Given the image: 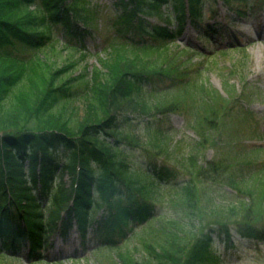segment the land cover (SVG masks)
<instances>
[{"label": "trees", "instance_id": "trees-1", "mask_svg": "<svg viewBox=\"0 0 264 264\" xmlns=\"http://www.w3.org/2000/svg\"><path fill=\"white\" fill-rule=\"evenodd\" d=\"M206 1L188 0L187 8L186 0H118L114 34L102 40L104 51L111 50L114 59L105 60L106 71L94 70L89 80L85 75L66 80L77 63L63 71L44 61L35 62L37 55L25 61L16 54L55 49L59 42L64 48L81 50L100 31L88 1L0 0V255L28 247L30 264H35L42 260L43 249L53 246L55 238L65 240L74 227L82 245L90 241L101 244L99 249L106 255L118 252L116 264H208L218 260L213 254L216 242L228 247L241 237L264 244V167L260 161L264 147L244 145V149L232 139L210 140L205 128L224 139L223 129L228 125L236 131L246 121L256 123L248 106L254 102L248 80L243 81L242 94L234 88L226 99L204 80L202 64L182 60L184 49L170 52L188 26L197 36L216 41L220 31L206 19L217 16L219 10L210 4L207 9ZM223 4L242 19L254 17L264 0H223ZM155 14L163 23L149 19ZM54 30H60L61 38L52 37ZM232 48L246 49L236 37L222 53ZM27 80L29 92L21 93L2 111L11 90ZM176 88L174 100L162 109L158 105L156 110L144 97L147 90L159 93ZM73 99L86 102L84 123L78 128H70L51 113L58 103ZM171 112H193L189 126L200 137L196 153L182 165L170 162L169 156L159 158L170 148L165 121ZM130 113L149 119L151 141H161L156 143L158 150L151 148L142 176L148 184L140 182L127 166V157L120 159L124 153L112 143L122 136L119 117ZM227 117H231L229 124H224ZM207 145L222 149L223 154L201 167ZM77 165H81L79 174ZM25 168L29 176L23 173ZM63 169L71 175L69 186L63 182ZM229 170H241V175L236 178L239 174ZM208 177L213 182L226 181L250 201L216 208L215 198L199 186ZM157 180L173 183L176 204L184 216L161 218L164 243L159 250L151 245V259L136 262L131 251L121 255L120 242L127 239L121 226L148 224L156 216L161 187ZM151 184L156 190L149 189ZM99 209L104 211L102 216L92 215Z\"/></svg>", "mask_w": 264, "mask_h": 264}, {"label": "rangeland", "instance_id": "rangeland-1", "mask_svg": "<svg viewBox=\"0 0 264 264\" xmlns=\"http://www.w3.org/2000/svg\"><path fill=\"white\" fill-rule=\"evenodd\" d=\"M90 4L91 9L94 11V18H96V24L100 28L99 33H96L94 38L86 40L85 46L81 50L67 49L62 46L59 42L55 49L50 47L42 50L31 49L25 50L22 54H16L28 61L35 55L39 56V60L35 62H47L50 65H54L57 70L66 71L71 68V64L77 63L78 66L69 73L66 80L69 78H80L85 75L86 79L89 80L93 71L98 69L106 71L103 62L105 60L111 61L114 59L115 54L108 50L104 51L102 48L105 46L103 41L105 38H109L114 34L115 25L114 21L117 16V9L115 3L118 0H87ZM209 4L215 8L212 1H206L205 6L207 9ZM223 16L226 14V10L222 4L217 5ZM33 6L30 8L33 10ZM165 11L167 8L162 7ZM164 17V16H163ZM235 16L226 20L224 18L219 20V24H225L231 30H237L239 37V44L247 48L243 51L232 48L227 51V54L219 52L221 49H226L225 45H228L231 39L228 37V33L224 30L223 35L219 40L221 44L216 45L215 43L206 41L203 37H197L195 30L188 27L185 33L179 38L171 47L170 52L177 53L181 49H185L184 46L194 48L195 51L187 49L186 52L180 57L183 59H191L192 64H202V77L207 81L211 88L219 91L226 99L230 98L229 90L237 89L239 94L244 92V80H248L250 91L254 93V102L250 106L256 123L253 121H246L240 123L241 126L236 130H230L228 125L226 128H222L224 133V139L219 138L217 132L210 131L207 127L206 138L210 140H229L238 141L241 146L245 149L246 145L249 149L255 147H264V9L258 12L254 17L247 16L245 18H237L233 20ZM149 19L155 23H163V18L158 15L149 16ZM60 30L52 31V37L61 38ZM232 37V36H231ZM228 43V44H227ZM187 44V45H186ZM244 44V46H243ZM205 45L208 50H202L200 46ZM86 53V57L82 58V54ZM202 53H206L202 55ZM156 56H153L155 59ZM160 62H162L160 60ZM159 62V63H160ZM42 66V63H39ZM43 67V66H42ZM45 76H47L45 74ZM78 80V79H77ZM77 84V83H76ZM29 80L23 81L14 87L6 101L2 102L1 110H7L12 104L15 103V99L18 98L21 93H28L26 90L30 86ZM178 93L177 88L170 91H164L159 93L150 92L147 90L144 97L156 110L159 105V109L164 108L168 103L174 100V96ZM174 97V98H173ZM86 102L83 99H73L58 103L51 113L56 116L60 122L67 124L70 128H78L84 122L86 115ZM175 113L171 112L165 124L167 125L169 140H168V151H164L160 154V159L170 158V162L174 164H183L188 161L189 158L196 153L197 143L200 142V137L196 131L189 126L188 119L194 117L193 112L190 113ZM126 116V115H125ZM124 117L120 116V136L117 142L116 139H112V143L117 145L119 151L123 152L124 155L120 156V159L127 157L128 167L130 170H134L135 174L139 175L140 182L148 184L149 181L143 179L144 172L147 170V160L151 153V148L158 150L156 143L161 141H151V135L147 133V122L149 119L145 118L138 113H130ZM229 118L227 117L224 124H229ZM233 119V118H232ZM35 124H38L36 119L32 120ZM236 121V119H235ZM223 124V125H224ZM202 125V123H201ZM123 136L124 139H123ZM126 137H129L127 139ZM216 137V138H215ZM111 141V138L106 137ZM208 146V145H207ZM209 147V146H208ZM207 151H203L205 155L203 160L200 161L199 165L203 167L207 162H212L219 158L223 152L222 149L209 147ZM171 154V156H170ZM229 155L234 156V153L228 152ZM126 156V157H125ZM260 161L264 167V151L260 155ZM250 160H254L250 158ZM179 167V166H178ZM95 170V169H94ZM241 170H229V173L239 174ZM257 171V170H256ZM23 173L29 176V169L25 168ZM244 174H247V170H244ZM241 174L236 176L238 178ZM137 177V176H136ZM211 177L202 178L199 181V186L205 187L208 195L215 198L216 208H226L231 204H238L240 202L250 201L243 197V194L234 187L228 185L226 181L220 180L219 182H213L210 180ZM237 180V179H236ZM63 182L66 186L71 183V175L69 172H63ZM161 184V187L157 190L159 197L158 213L154 216L148 224H137L121 226L122 230H128L133 226L132 230L129 231L128 237L125 241L121 242L120 245L121 255L125 252L131 251L134 254V261L142 262L147 258L151 259L152 248L155 247L159 250V247L165 241V235L162 228L159 227L160 219L166 218L181 219L183 215L181 208L177 202L175 192L172 190V182L168 181H156ZM161 182V183H160ZM242 184V183H241ZM156 190V187L151 188ZM262 192H259V195ZM256 196V194H254ZM259 197V196H258ZM258 199V198H257ZM104 214L103 209L92 211V215L100 217ZM210 214V213H208ZM211 217H207L210 219ZM192 227L189 222L188 227ZM188 230V229H187ZM53 249H47L42 254L41 261L36 264H116L119 262V254L116 251H111L107 255L100 251H96L92 246H89L86 250L82 251L79 246L78 234L76 230H73L66 242H62L60 238L54 239ZM96 246V245H94ZM29 249H22L19 254L21 259L12 261L9 258H0V264H29L28 262ZM118 254V255H117ZM213 254L218 260L209 262L208 264H264V244L256 242L245 241L241 237H236L233 245L226 246L224 243L216 242L213 248ZM90 258V262L83 261L81 258ZM52 258L57 259V262L52 263ZM95 260H98L95 262Z\"/></svg>", "mask_w": 264, "mask_h": 264}]
</instances>
